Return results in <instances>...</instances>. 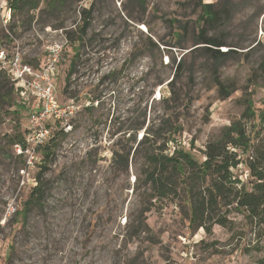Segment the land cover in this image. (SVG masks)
Masks as SVG:
<instances>
[{
    "label": "rangeland",
    "instance_id": "1",
    "mask_svg": "<svg viewBox=\"0 0 264 264\" xmlns=\"http://www.w3.org/2000/svg\"><path fill=\"white\" fill-rule=\"evenodd\" d=\"M59 3L21 13L9 4L8 24L0 19V50L28 62L42 60L51 41L76 39L65 46L56 93L82 105L28 183L8 141L24 139L36 104L0 93V264H264V225L232 211L207 234L192 224L183 191L158 200L146 182L148 155L165 137L167 155L182 148L202 162L206 144L234 125L246 136L235 140L232 180L252 189L248 150L264 138V0ZM84 11L89 27L77 40ZM202 30L222 47L198 44ZM206 47L228 56L215 62ZM174 60L184 62L179 78ZM158 128L163 140L139 144ZM42 166L44 197L27 205Z\"/></svg>",
    "mask_w": 264,
    "mask_h": 264
},
{
    "label": "trees",
    "instance_id": "2",
    "mask_svg": "<svg viewBox=\"0 0 264 264\" xmlns=\"http://www.w3.org/2000/svg\"><path fill=\"white\" fill-rule=\"evenodd\" d=\"M42 1L9 0V4H11L12 10L21 13L25 9L30 11L39 9ZM47 5L53 10L58 8L60 3L59 0H47ZM207 7L208 9L211 8L210 6ZM90 13V11H84L85 21L79 30L80 36L77 40L82 39V34L89 27V22L86 19L89 18ZM210 19H216V14H213ZM13 30L11 27V31ZM201 33L198 44L203 43L217 48L222 47L221 42L206 38L203 35L204 30ZM69 41L74 42L76 39L70 36L68 37ZM205 50L210 58L218 63H222L223 58L228 56L221 53L219 49L206 47ZM173 64L176 65L175 76L179 78L184 71V62L181 60L179 63H176L174 60ZM74 66H76V63L72 64L68 72L67 86L70 85L69 81L75 73ZM215 67L217 70L218 66ZM9 82L11 84L12 81L7 72L0 69V93H4L2 97H4L3 100L5 102H8L6 97L13 95L15 90L13 82L12 87H8ZM9 105L12 104L9 103ZM173 127L171 125V128ZM159 131L160 128L156 131L147 129L146 135L139 144L141 146L150 145L153 142L154 144L151 145L157 144L163 138L158 133ZM59 134L56 133L49 144L43 149L46 162L51 161L54 156L53 150L58 145L57 139ZM245 136V126L241 128L233 125L226 128L220 140L209 141L206 144L203 153L204 161L202 162L197 161L190 152L182 148H176L171 155H167V145L170 139L165 137L164 144L151 151L148 155V163L152 170L146 172V182L155 192L158 200L168 199L170 196H178L179 192L183 191L189 206L192 224L198 228H203L207 234H211L216 225L226 227L229 223L228 215L232 211H239L245 214L250 221L264 225V138H261L254 145L251 144L248 150L250 156L247 159V168L253 179L251 182L252 189L247 190L244 185L239 188L238 184H235L232 180V169L241 163L237 152L240 149L237 147L235 140H240ZM8 142L14 147L16 144H21L23 138L20 136L10 137ZM46 169V166H42V171L36 175L37 185L33 188L27 205L40 202L43 199L45 194L43 172Z\"/></svg>",
    "mask_w": 264,
    "mask_h": 264
},
{
    "label": "built area",
    "instance_id": "3",
    "mask_svg": "<svg viewBox=\"0 0 264 264\" xmlns=\"http://www.w3.org/2000/svg\"><path fill=\"white\" fill-rule=\"evenodd\" d=\"M9 3V0H0V19L4 25L8 24V17H10ZM5 12L8 16L4 14ZM67 43L66 39L51 41L46 47L43 59L35 63L25 60L19 50L11 56L7 55L5 49L0 50V69L7 72L15 84V90L20 92L19 96L28 95L27 97L36 104L29 114L27 133L23 142L14 146L15 155L24 161L20 176L28 183L31 170L35 169L41 161V151L56 133L70 132L72 129L70 121L82 108V105L75 100L62 104L57 98V73L63 62ZM27 105L30 106V102ZM59 124H62V130L54 134L53 129ZM33 185L34 187L37 185L36 177Z\"/></svg>",
    "mask_w": 264,
    "mask_h": 264
}]
</instances>
